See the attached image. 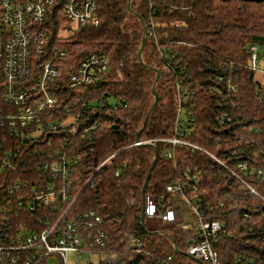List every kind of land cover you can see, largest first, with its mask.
I'll return each instance as SVG.
<instances>
[{
	"label": "trees",
	"instance_id": "obj_1",
	"mask_svg": "<svg viewBox=\"0 0 264 264\" xmlns=\"http://www.w3.org/2000/svg\"><path fill=\"white\" fill-rule=\"evenodd\" d=\"M95 1L100 24L68 39L58 36L66 23L60 10L43 23L49 46L66 52L55 58L62 66L60 109L73 103L80 118L74 134H49L31 149L39 150V157L44 149L50 158L59 148L76 159L70 213L101 215L102 223L82 230L92 240L104 232L105 244L94 249L108 259L96 264H201L185 253L199 240L197 224L162 229L144 224L145 199L166 203L174 183L200 210L202 221L222 225L212 243L223 264H264V86L255 78L251 51L259 47V66L264 0ZM145 35L147 66L139 56ZM91 53L107 56V70L93 83L68 90V73ZM151 68L161 71L156 83ZM154 91L158 102L137 145ZM2 133L0 128V142ZM174 137L180 143L174 145ZM23 157L27 161L10 174L0 169V197L14 181L39 179L35 152ZM25 205L23 214L9 219L12 232L20 224L38 230L44 225L39 212Z\"/></svg>",
	"mask_w": 264,
	"mask_h": 264
},
{
	"label": "built area",
	"instance_id": "obj_2",
	"mask_svg": "<svg viewBox=\"0 0 264 264\" xmlns=\"http://www.w3.org/2000/svg\"><path fill=\"white\" fill-rule=\"evenodd\" d=\"M54 7L57 8L55 11ZM59 10L66 20L58 32L61 39H68L79 29L101 22L95 0H0V128L5 140L0 142V169L7 173L14 171L27 161L24 155L31 156L35 152L32 165L40 174L37 180L14 181L0 197V264L5 261L13 264H71L70 254L74 255L72 264H80L83 252L89 255L84 264H96L101 257L108 259L106 254H98L94 249L95 245L105 244L104 232L101 231L95 240L82 233L83 227L92 228L102 223L101 215L95 210L77 216L70 213L76 200L72 178L76 159L59 148L49 155L50 158L43 156L44 149L40 150L41 157L38 156L39 150L31 149L33 143L49 134H74L80 118L73 113V103L60 109L62 86L58 79L62 66L55 58L65 56L66 52L49 46L48 32L43 26L45 19ZM259 50L257 46L251 47L252 66L264 71L257 62ZM107 68L108 58L104 53H91L68 73L66 86L73 90L91 84ZM180 112L181 105L177 133L182 131ZM172 142L175 145L180 140L174 137ZM142 143L137 141L135 144ZM173 154V150H169L166 155L172 157ZM112 157L109 156L101 166ZM246 166L245 163L239 164L242 169ZM79 177H83L82 172ZM174 184L168 187L172 194L166 203L157 198L155 203L149 200L151 197L145 199L144 224L155 221L158 227L147 226L160 229L185 225L178 218L183 211L189 210L193 217L189 224L198 225L199 240L190 244L185 253L197 262L223 264L212 243L222 225L218 221H202L197 206L185 196L182 187ZM175 197H181L182 201L177 203ZM25 203L30 210L39 212V225L43 220L44 225L38 230L20 224L12 232L9 219L13 214H23ZM44 205H48V210L42 212ZM133 245L140 247L141 241L134 238Z\"/></svg>",
	"mask_w": 264,
	"mask_h": 264
},
{
	"label": "water",
	"instance_id": "obj_3",
	"mask_svg": "<svg viewBox=\"0 0 264 264\" xmlns=\"http://www.w3.org/2000/svg\"><path fill=\"white\" fill-rule=\"evenodd\" d=\"M129 1H131V0H129ZM128 8H129L130 11H132V8H131V4H130V2H129V5H128ZM146 41H147V37H146V35H145V37H144V39H143V42H142V45H141V48H140V52H139L140 59H141L142 63H143L145 66H147V64H145V62H144L143 59H142V49H143V47H144ZM151 69H153V70L156 72V77H155V83H156V82L159 80V78H160L161 71H160L159 69H156V68H151ZM154 94H155V101H154L152 107L150 108V110H149V112H148V114H147V117H146V119H145V122H144V124H143L142 129L137 133V141H140V134H141V131H142L143 128L146 126V123H147V119H148V117L150 116V114L152 113V111L155 109V107H156V105H157V102H158V94H157L156 91H154ZM157 156H158V153H157V151H156V152H155V159H154V161H153V163H152V167H151V169H150V171H149V173H148V175H147L146 181H145V183H144V187H143V195L145 194V190H146L147 184H148V182H149V180H150V177H151V174H150V173H151L152 169L154 168V166H155V164H156ZM143 198H144V197H143ZM200 263H201V262H200ZM201 264H204V263H201Z\"/></svg>",
	"mask_w": 264,
	"mask_h": 264
},
{
	"label": "rangeland",
	"instance_id": "obj_4",
	"mask_svg": "<svg viewBox=\"0 0 264 264\" xmlns=\"http://www.w3.org/2000/svg\"><path fill=\"white\" fill-rule=\"evenodd\" d=\"M259 67H262L264 69V60H261L260 61V65ZM255 78L258 82H260L263 86H264V71L263 70H257L256 71V74H255ZM149 200L152 202V203H155V200L156 198L155 197H151L149 198ZM175 201L177 203H180L182 201V198L181 197H175ZM189 213V211H188ZM149 227H158V223H155V221H148V224H147ZM92 258L94 260L97 259V256H92ZM89 260V255L87 253H84L82 254V258H81V261H80V264H84L86 263L87 261ZM74 261V255L73 254H70L69 255V262L72 264Z\"/></svg>",
	"mask_w": 264,
	"mask_h": 264
},
{
	"label": "crops",
	"instance_id": "obj_5",
	"mask_svg": "<svg viewBox=\"0 0 264 264\" xmlns=\"http://www.w3.org/2000/svg\"><path fill=\"white\" fill-rule=\"evenodd\" d=\"M189 210H185L182 212V216L178 218V220L180 221L181 224H189L192 220H193V217H192V214Z\"/></svg>",
	"mask_w": 264,
	"mask_h": 264
}]
</instances>
